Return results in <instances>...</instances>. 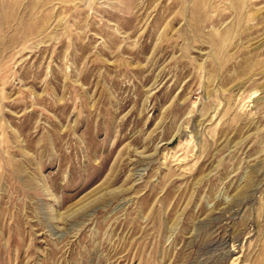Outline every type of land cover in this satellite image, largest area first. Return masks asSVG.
Listing matches in <instances>:
<instances>
[{"label":"rangeland","instance_id":"1","mask_svg":"<svg viewBox=\"0 0 264 264\" xmlns=\"http://www.w3.org/2000/svg\"><path fill=\"white\" fill-rule=\"evenodd\" d=\"M0 264H264V0H0Z\"/></svg>","mask_w":264,"mask_h":264}]
</instances>
